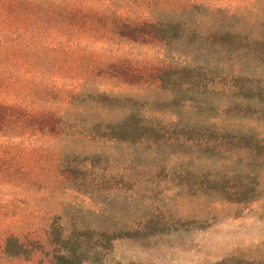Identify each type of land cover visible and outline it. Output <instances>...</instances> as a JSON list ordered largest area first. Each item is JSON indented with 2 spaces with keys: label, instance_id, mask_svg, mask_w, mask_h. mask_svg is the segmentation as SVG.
<instances>
[{
  "label": "rangeland",
  "instance_id": "1",
  "mask_svg": "<svg viewBox=\"0 0 264 264\" xmlns=\"http://www.w3.org/2000/svg\"><path fill=\"white\" fill-rule=\"evenodd\" d=\"M167 19L181 20L188 33L165 47L142 28ZM219 30L264 41V0H0V264H53L48 236L56 218L57 233L67 237L84 228L137 232L113 240L100 263L83 264H264V160L244 154L241 143L202 153L76 135L98 116L84 92L142 98L149 119L174 120L173 111L147 104L162 97L157 75L171 64L234 65L237 55L210 54L209 34ZM225 98L219 89L207 96L212 107ZM257 107L250 119L246 110L240 119L225 109L202 116L215 114L210 122L227 133L264 137ZM187 113L185 121L204 119ZM67 152L99 155L128 183L73 188L59 166ZM212 180L223 181L218 192L207 189ZM236 186H244L245 200L218 189ZM7 238L28 254L5 255ZM84 240L92 247L96 239Z\"/></svg>",
  "mask_w": 264,
  "mask_h": 264
},
{
  "label": "trees",
  "instance_id": "2",
  "mask_svg": "<svg viewBox=\"0 0 264 264\" xmlns=\"http://www.w3.org/2000/svg\"><path fill=\"white\" fill-rule=\"evenodd\" d=\"M143 32L158 39L166 47L188 33L187 28L181 20H164L148 24L142 28ZM212 39L210 54L218 56L220 51L237 55L234 65L228 66L221 62L205 67L191 66H165L157 75V86L154 91L161 92V99H156L149 106L165 107L173 111L175 118L171 121L161 123L149 119L143 110L145 102L142 98L119 97L113 94L100 92H87L80 95L85 98L82 101L92 102L97 109V120L93 123H86V130L76 134L85 137L89 142H104L117 147H143L158 148L170 146L195 147L202 153L214 152L219 143L235 142L241 143V150L246 155H252L264 160V137H257L248 134H230L221 130L211 123L215 114L202 116L206 111H225L235 113L234 119H240L239 113L246 110L251 113L247 119L252 118L256 113L257 106L264 110V41L257 39L241 38L236 32L219 30L209 34ZM242 53L247 58L257 60L262 64V69L252 66V61L244 60ZM239 60V61H237ZM219 89L220 94L225 96L221 106L212 107L207 100L209 94ZM71 98L69 106H72L74 99ZM81 100V99H80ZM108 109L117 110L118 115L107 119L104 111ZM195 111V117L203 120H184L180 114H190ZM70 112V111H69ZM245 113V112H243ZM189 116H192L191 114ZM61 125H64L61 122ZM62 129V128H61ZM62 131V130H61ZM248 135V136H245ZM217 143V144H216ZM250 156V157H252ZM253 158V157H252ZM60 168L68 176L69 183L75 189L109 190L116 187H124L128 183L124 178L123 169L120 173H114L115 166L108 160L96 154L89 153H61ZM223 181L212 180L208 190L218 192L217 185ZM219 191H230L231 195L237 197V201H243L248 194L244 186H236L228 190L219 187ZM58 222V218H56ZM56 221L51 224L49 231V243L53 264H83L85 262L100 263L102 254L108 250L113 240L120 238H132L137 232H113L92 231L91 229L78 230L75 237H67L57 233ZM55 226V227H54ZM95 236L93 246L87 237ZM115 236V238H113ZM147 234L136 237H147ZM3 253L9 257H22L28 251L13 240L7 238L4 242Z\"/></svg>",
  "mask_w": 264,
  "mask_h": 264
}]
</instances>
